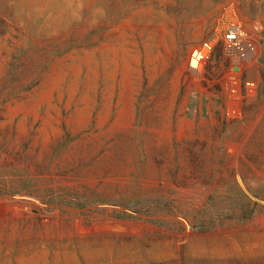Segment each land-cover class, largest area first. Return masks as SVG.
I'll use <instances>...</instances> for the list:
<instances>
[{"label":"rangeland","instance_id":"1","mask_svg":"<svg viewBox=\"0 0 264 264\" xmlns=\"http://www.w3.org/2000/svg\"><path fill=\"white\" fill-rule=\"evenodd\" d=\"M0 264H264V0H0Z\"/></svg>","mask_w":264,"mask_h":264},{"label":"built area","instance_id":"2","mask_svg":"<svg viewBox=\"0 0 264 264\" xmlns=\"http://www.w3.org/2000/svg\"><path fill=\"white\" fill-rule=\"evenodd\" d=\"M224 42L226 50L236 53L248 61L256 60L258 57V48L255 41L247 35V31L236 19L229 20L227 23ZM215 46V38L210 37L205 40L199 48L194 50L190 60V69L194 73L197 74L202 72L205 64L212 57ZM229 78L231 87L228 103L232 106H236L245 98L235 87V85L240 84L242 81L239 75L234 73H230ZM243 84L246 90L245 95L250 96L256 88V83L254 81L246 80L243 81Z\"/></svg>","mask_w":264,"mask_h":264}]
</instances>
